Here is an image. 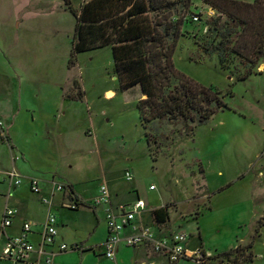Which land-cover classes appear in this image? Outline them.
<instances>
[{"label":"rangeland","instance_id":"obj_1","mask_svg":"<svg viewBox=\"0 0 264 264\" xmlns=\"http://www.w3.org/2000/svg\"><path fill=\"white\" fill-rule=\"evenodd\" d=\"M68 1L79 11L88 0ZM215 13L193 1L190 14L199 21L184 16L172 60L186 77L220 91L227 108L186 134L179 125L140 121V88H121L110 47L78 53L69 65L75 19L64 0H0V116L15 119L12 125L0 119V227L5 209L25 206L39 218L49 210L67 222L57 227L64 238L79 239L93 215L80 207L74 189L91 209L111 207L108 215L128 205L112 203L133 200L134 185L152 206L164 200L168 220L154 225L164 231L161 237L151 231L155 238L183 233L188 251L201 247L217 257L250 245L243 253L250 252L252 262L234 260L236 253L228 262L264 264V60L252 68L227 53L223 68L221 54L206 52L212 42L206 21ZM145 134L156 142L147 143ZM13 168L23 181L18 188ZM25 176L34 178L39 193L31 192ZM102 185L107 203L100 202ZM9 187L24 199L22 206L10 203ZM158 256V263L166 262Z\"/></svg>","mask_w":264,"mask_h":264},{"label":"trees","instance_id":"obj_2","mask_svg":"<svg viewBox=\"0 0 264 264\" xmlns=\"http://www.w3.org/2000/svg\"><path fill=\"white\" fill-rule=\"evenodd\" d=\"M64 1L75 19L69 65L78 53L110 47L121 88H140L141 98L136 107L143 124L165 122L179 125L186 134H191L194 127L227 108L220 91L186 77L172 60L183 35L184 16L190 15L191 20L192 16H199L190 14L194 0H88L79 11L68 0ZM199 1L216 12L206 21L212 42L203 49L221 54L223 68L227 59L223 54L227 53L243 59L252 68L264 60V0ZM174 15L178 19H170ZM249 73L251 69L242 78ZM145 137L147 143L156 142L148 134ZM69 188L74 192L72 186ZM82 205L87 206L83 202ZM151 214L157 227L168 220L166 206L152 210ZM249 248L250 245L237 246L221 258L227 260L236 253L234 260L244 256L252 262L251 253L247 256L243 253Z\"/></svg>","mask_w":264,"mask_h":264},{"label":"crops","instance_id":"obj_3","mask_svg":"<svg viewBox=\"0 0 264 264\" xmlns=\"http://www.w3.org/2000/svg\"><path fill=\"white\" fill-rule=\"evenodd\" d=\"M81 4H82V1H81ZM108 92H111L113 94L112 91H108ZM18 103L20 105L19 99H18ZM11 118H13V116L12 117L0 116V119L2 120L9 119L12 125L15 119L13 118L12 119L13 121H12ZM8 144H10V147L11 146L15 147L14 143H12V139H11V143H8ZM21 157L23 158L22 160H24L25 156L23 153H21ZM14 171L16 170L13 168L11 171H9V174ZM32 178L33 177L31 176H25V180L27 179L29 183ZM20 179H19V183L17 184V188L20 187V185H23V181L22 179L21 180ZM0 181H1L0 185L5 183V179L3 180L2 176H0ZM28 187H29V184H28ZM74 190H75V195L79 198L78 203H82V202L85 203L87 199L84 198L80 193H78L76 189ZM133 191H134L133 200L131 199V200H125V201H121L117 203L115 202V204L112 203V206L115 207L119 204L120 205L129 204L138 198L142 199L139 196L137 187H135L134 185H133ZM97 194H98V190L96 191L95 196ZM7 195L12 198V201L10 203H12L14 206H17V205L22 206L21 203H24V199L22 200L19 197L14 198L12 192L10 191V187L8 189ZM41 201H43V198L41 199ZM145 203L148 209L142 213L141 217L136 222L137 223L136 225H141L143 227L149 228L151 231H154V233L156 234V237L164 236L162 234V232L164 231H159L157 227L154 226V224L152 223V219L149 216L152 210L164 206V200H161V203L158 206H152L151 204L147 202ZM23 207L25 210L22 209L21 212H19V210L16 209L17 214L15 218L13 219V223L10 227H6V228L0 227V264H12L10 260L4 258L3 256L4 251L7 248L8 241L14 237H17L20 234V229L24 221L29 222L32 226V232L28 235V238L34 246L33 253L29 255V257L24 262V264H160L157 262L160 256L146 255L144 254L143 248H137V249L128 248V247H125L123 243H119L117 245L113 258L110 259L104 255V252H105L104 243L107 237L106 215L105 214H106V210L111 208V207L108 208V205L106 204L98 205L97 207L93 209H91L88 206H84V205L80 206V207H85L89 211V213H92L93 220L89 226V229L86 232V235L79 239H74L70 236L64 238L61 235V233H59L60 231L59 229H57V227L58 225H60L61 227H64V226L66 227L67 222H65L64 224V222L60 218L57 219L56 217V220H57L56 236H55V243L52 245H42L41 235H40V232L42 230V225L51 212L48 210L45 214L42 215V218H39L37 215L33 213L31 208H26L25 206ZM114 209L115 208L110 209V210H114ZM78 210L79 208L75 210H71V211H78ZM98 231L103 232V235L100 238V240H97L95 238L96 233ZM129 233H130L129 229H126L123 232L124 235H127ZM62 243H65L67 245L78 244L81 246V248L80 250H77V251H70V250L60 251L59 245ZM140 249L143 250V253H140L139 251ZM182 261H187V260H181L179 262L181 263ZM179 262L176 264H180ZM163 264H166V262Z\"/></svg>","mask_w":264,"mask_h":264},{"label":"built area","instance_id":"obj_4","mask_svg":"<svg viewBox=\"0 0 264 264\" xmlns=\"http://www.w3.org/2000/svg\"><path fill=\"white\" fill-rule=\"evenodd\" d=\"M192 20L199 21L197 15L192 16ZM11 177H15V184L19 183L18 176L10 173ZM127 180L130 177L127 176ZM33 193H39V186L36 181L29 184ZM60 190V188H57ZM155 187L151 185L150 191ZM100 202L107 203L109 194L107 187H100ZM46 202V200L43 199ZM148 209L146 203L142 199H136L132 203L121 206L117 213H109L106 215L107 237L104 243V255L107 258H113L115 249L119 243H123L128 248H143L149 255H162L166 258V264H176L181 260L192 261L194 264H231L228 260H222L221 257L214 256L201 248L188 251L185 248L186 235L183 233L173 234L170 238H155L151 230L141 225H136L142 213ZM17 211L15 209H5L1 219V227H10L13 223ZM57 220L53 214H49L42 225L40 232L42 245H52L55 243ZM129 229L130 233L124 235V230ZM32 232V226L29 222L24 221L20 234L8 241L7 248L4 251V258L10 260L12 264H24L29 255L33 253L34 246L30 242L28 235ZM81 246L78 244L67 245L62 243L59 245L60 251H77ZM216 258L219 260L216 262ZM224 261V262H222Z\"/></svg>","mask_w":264,"mask_h":264},{"label":"bare ground","instance_id":"obj_5","mask_svg":"<svg viewBox=\"0 0 264 264\" xmlns=\"http://www.w3.org/2000/svg\"><path fill=\"white\" fill-rule=\"evenodd\" d=\"M107 95H108V96H109V95H112V93H111V92H108Z\"/></svg>","mask_w":264,"mask_h":264}]
</instances>
